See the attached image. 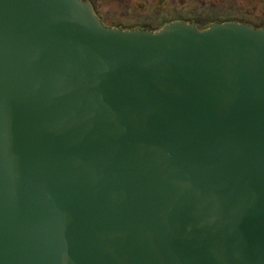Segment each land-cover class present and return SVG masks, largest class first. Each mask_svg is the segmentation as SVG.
I'll list each match as a JSON object with an SVG mask.
<instances>
[{
	"label": "water",
	"instance_id": "water-1",
	"mask_svg": "<svg viewBox=\"0 0 264 264\" xmlns=\"http://www.w3.org/2000/svg\"><path fill=\"white\" fill-rule=\"evenodd\" d=\"M0 264H264V27L0 0Z\"/></svg>",
	"mask_w": 264,
	"mask_h": 264
},
{
	"label": "flooded vegetation",
	"instance_id": "flooded-vegetation-1",
	"mask_svg": "<svg viewBox=\"0 0 264 264\" xmlns=\"http://www.w3.org/2000/svg\"><path fill=\"white\" fill-rule=\"evenodd\" d=\"M108 26L156 31L176 22L205 29L238 22L264 27V0H86Z\"/></svg>",
	"mask_w": 264,
	"mask_h": 264
}]
</instances>
